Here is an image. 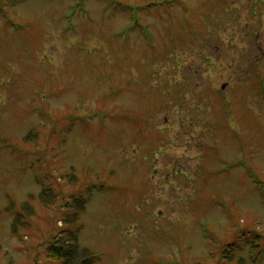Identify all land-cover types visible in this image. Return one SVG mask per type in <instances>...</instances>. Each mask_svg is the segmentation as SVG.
<instances>
[{
    "label": "rangeland",
    "instance_id": "obj_1",
    "mask_svg": "<svg viewBox=\"0 0 264 264\" xmlns=\"http://www.w3.org/2000/svg\"><path fill=\"white\" fill-rule=\"evenodd\" d=\"M14 2L0 264H58L74 196L91 264H264V0Z\"/></svg>",
    "mask_w": 264,
    "mask_h": 264
},
{
    "label": "trees",
    "instance_id": "obj_2",
    "mask_svg": "<svg viewBox=\"0 0 264 264\" xmlns=\"http://www.w3.org/2000/svg\"><path fill=\"white\" fill-rule=\"evenodd\" d=\"M23 0H15V2H20ZM110 1V0H109ZM14 2V3H15ZM147 7V6H146ZM138 7L132 8L137 9ZM147 8H150L149 6ZM31 135H28L29 137ZM49 189L43 186L41 190L42 197H45V200L49 202V199L46 198V195ZM50 198V197H49ZM86 203L85 198H81L80 196H74L73 202L70 203V207L73 208V213L70 215H66L64 218V229L61 230L60 235L54 236V238L49 242V246L47 247L49 255L56 261L58 264H91L94 261V256L88 253L85 248L80 247L78 243V231L80 226L77 225L78 219L77 214L78 210L81 209ZM20 211L21 213H17L14 221H13V229L16 231L17 224L20 218L24 219L28 215H30L31 209L28 207L26 203H22ZM9 211L13 210L12 205L9 206ZM16 211L14 212V214ZM22 214V215H19ZM20 222H23L21 220ZM255 246L252 247L254 249ZM227 257V255H226ZM228 258V257H227ZM237 264H244L243 261L239 258L237 260Z\"/></svg>",
    "mask_w": 264,
    "mask_h": 264
}]
</instances>
